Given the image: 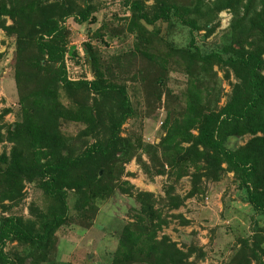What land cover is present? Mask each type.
Returning <instances> with one entry per match:
<instances>
[{"label": "trees", "instance_id": "trees-1", "mask_svg": "<svg viewBox=\"0 0 264 264\" xmlns=\"http://www.w3.org/2000/svg\"><path fill=\"white\" fill-rule=\"evenodd\" d=\"M121 3L131 48L103 61L96 45L84 41L92 79L71 81L63 59L77 52L68 45L63 22H93L91 0H0V29L11 38L16 89L14 120H3L10 107L0 110V143L9 144L0 150V264H50L56 231L74 217L89 224L101 202L120 194L132 205L129 219L113 231L109 264H196L205 256L201 246L192 239L177 246L158 234L168 223L163 209H176L203 193V180L219 182L226 173L258 217L220 264H264V0ZM221 11L230 15L222 43H204ZM103 29L102 23L91 39L105 44ZM135 60L138 66L127 79L111 69L123 61L130 69ZM214 66L224 79H234L221 105ZM171 68L185 76L182 108L169 106L168 91L161 90ZM136 78L145 91L146 117L157 116L154 105L164 97L162 135L155 143H143L135 133L121 135L122 124L134 115L125 81ZM68 124L77 127L75 133L65 132ZM243 137V144L229 146ZM131 160L150 178L166 176L163 196L122 179ZM184 176L189 188L179 196L173 185ZM26 183L40 191L42 202L28 203L23 213ZM169 216L188 224L178 213Z\"/></svg>", "mask_w": 264, "mask_h": 264}, {"label": "rangeland", "instance_id": "rangeland-1", "mask_svg": "<svg viewBox=\"0 0 264 264\" xmlns=\"http://www.w3.org/2000/svg\"><path fill=\"white\" fill-rule=\"evenodd\" d=\"M94 10L93 22L78 24L71 17L67 18L63 25L68 29V45H74L77 55L74 59L64 55L65 73L68 80H91L92 75L88 63L84 60L81 44L91 40L99 49L103 61L125 53L131 48V36L125 30V22L122 20L128 15L121 0H91ZM151 0H146V4ZM230 15L226 11L218 14V26L215 31L203 42L209 44H220L223 41V30L227 26ZM6 24H9L7 19ZM104 24L102 43L100 40H93L90 33ZM89 28V32L87 29ZM163 26L161 31H163ZM183 31H185L183 29ZM200 34L202 31L199 32ZM185 33L181 31L176 44H183ZM110 65V64H109ZM113 64L111 69L120 77L128 78L138 66L137 60L133 62L130 69ZM218 78L217 83L221 96L218 105L224 101L225 95L229 92V83L234 79L229 75L228 79L222 76V70L213 67ZM127 92L131 105L134 109L133 118H128L121 128V135L139 134L143 143H155L159 135H162L161 122L164 116V97L154 106L157 116L146 117L142 111L144 108V93L138 79L126 80ZM185 87V76L180 69L171 68L168 78L164 80L161 90L168 91L167 100L169 106L182 108L184 100L180 93ZM174 97V98H172ZM177 97V98H176ZM174 106V107H175ZM3 107H10L11 112L7 113L3 120L10 123L14 120L13 110L16 108V89L12 79V47L11 38L6 37L0 29V110ZM65 132L73 134L77 127L72 124L63 126ZM246 137L231 140L230 147L243 144ZM9 144L0 143V150H7ZM144 162L146 158L141 154ZM122 179L128 181L135 189L152 192L155 197L163 196L162 188L167 183L165 175H156L151 178L144 174L133 160L124 165ZM174 192L183 196L189 188L188 176L182 177L174 185ZM203 193L194 197L186 198L182 205L176 209L165 210L168 215V223L162 228L161 233L167 235L177 246L188 243L191 239L194 244L201 246L205 252L202 260L196 264H220L228 259L234 249L237 238L249 235L252 229L253 220L258 216L251 207L242 201L237 195L235 186L231 180V174L221 176L219 182L202 181ZM23 213H26V206L33 202L40 205L42 202L41 193L32 185L24 184ZM71 206V200L68 202ZM132 205V199L124 194L117 195L113 199L101 202L92 219L87 224L77 217L69 220L65 225L56 231L55 252L51 257L50 264H109L111 254L115 247L114 229L119 223L129 219L128 207ZM170 213L180 214L188 221L187 225H181L180 220ZM264 227V222H263ZM118 228V227H117ZM264 245V244H263Z\"/></svg>", "mask_w": 264, "mask_h": 264}, {"label": "water", "instance_id": "water-1", "mask_svg": "<svg viewBox=\"0 0 264 264\" xmlns=\"http://www.w3.org/2000/svg\"><path fill=\"white\" fill-rule=\"evenodd\" d=\"M2 167H3V164H2Z\"/></svg>", "mask_w": 264, "mask_h": 264}]
</instances>
